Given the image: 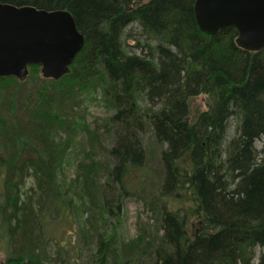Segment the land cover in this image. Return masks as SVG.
<instances>
[{
    "label": "trees",
    "instance_id": "1",
    "mask_svg": "<svg viewBox=\"0 0 264 264\" xmlns=\"http://www.w3.org/2000/svg\"><path fill=\"white\" fill-rule=\"evenodd\" d=\"M1 1L68 10L84 36L68 73L44 79L50 85L0 77L6 264H66L68 249L100 255L93 264H264V254L253 261L264 248V49L237 46L232 26L199 30L195 0ZM128 34L135 50L125 49ZM83 89L107 100L96 127L74 103ZM200 93L207 107L191 118L188 101ZM70 129L80 134L67 149L59 142ZM67 159L70 179L61 176ZM69 195L88 218L51 258L45 224L70 211L74 219ZM129 195L150 224L131 239L105 238L103 215L118 216Z\"/></svg>",
    "mask_w": 264,
    "mask_h": 264
},
{
    "label": "water",
    "instance_id": "2",
    "mask_svg": "<svg viewBox=\"0 0 264 264\" xmlns=\"http://www.w3.org/2000/svg\"><path fill=\"white\" fill-rule=\"evenodd\" d=\"M195 22L213 34L232 26L235 43L248 51L264 49V0H195ZM84 36L68 10L47 11L0 0V77L23 81L37 64L43 78L57 80L69 71Z\"/></svg>",
    "mask_w": 264,
    "mask_h": 264
},
{
    "label": "rangeland",
    "instance_id": "3",
    "mask_svg": "<svg viewBox=\"0 0 264 264\" xmlns=\"http://www.w3.org/2000/svg\"><path fill=\"white\" fill-rule=\"evenodd\" d=\"M133 28V26H129L127 29ZM129 37V34L124 36ZM143 41H141L142 43ZM125 44L129 45L128 48L125 46V49H131L135 50L133 48L134 40L129 37L126 38ZM137 50V49H136ZM26 79L36 80L35 87L41 88L42 86L50 85L49 82L44 81L45 78L41 76L40 69L36 67V70H28V74L26 76ZM65 79V78H63ZM67 79V78H66ZM62 82V81H61ZM60 82V83H61ZM59 84H57L58 86ZM35 91H33L34 93ZM74 103H78L80 105V113L81 116L84 119V122L91 123L92 126L96 127L98 124H101L103 119L107 116H109V112L106 110V104L107 100L102 95V92L100 89H83L80 93H77ZM206 95L204 93H200L188 101V107H189V115L191 118H195L199 112L204 110L207 107V100ZM70 116V114L68 115ZM81 119H78V121H81ZM82 122H78V126H82ZM77 126V127H78ZM74 129V128H73ZM233 131V126H230L229 133L231 135V132ZM80 134L77 130H69L68 133H64L62 136V142L60 143V146L62 147H68L67 149H70V143L71 139L75 138ZM69 135V137H68ZM71 137V138H70ZM79 137V136H78ZM76 137V138H78ZM75 138V140H76ZM77 141V140H76ZM260 145V144H259ZM155 170H159L158 167H155ZM161 174V173H160ZM64 176L68 179L72 178L74 175L73 169L71 167V161L70 159H67L65 164H63V170L61 173V176ZM62 176V177H63ZM163 174L160 175L159 179L154 178V183L159 185L160 178L162 179ZM134 180V179H133ZM154 184V185H155ZM27 185H29V182H27ZM156 186V185H155ZM157 187V186H156ZM71 200L75 202L74 197L72 195H69ZM177 200L179 197H175ZM181 198L184 199L182 196ZM182 199V200H183ZM182 200L179 199L178 204L182 207L186 203L182 204ZM143 201H140L136 196L131 197V195L126 196L123 200L121 211L118 216H109L107 213L103 215V225L108 226V232L105 233L103 236L105 238H108V236L111 238H124V239H131L135 237V235L138 233V230L146 223L151 222L149 219L150 212L147 210V208L143 205ZM73 207H76L74 219L72 216V212L70 211L67 218L63 217H54V222L49 221L45 224V230L48 234V240H47V247L46 251L49 253V256L51 258L55 257L56 252L58 251V242H65V246L69 247V241H75L76 243V237L78 236L75 234V232L78 230L77 227L81 226L82 224L86 225V220L88 218V214L85 212V209L82 207L80 203L75 202ZM82 223V224H79ZM102 227L101 229H103ZM103 233V231H101ZM103 237L104 241H107ZM3 246V244H2ZM4 247V246H3ZM93 249V248H92ZM60 252L63 255V251L60 248ZM260 254H264V248L261 247H255L254 248V259L255 257H258ZM100 255H95L91 252H82V250L78 253L77 250H69L65 253V263L66 264H93L92 262H96L97 259L99 260ZM6 255L4 254L3 248L0 247V264H6ZM47 264L48 262L45 261ZM21 264H24L21 263ZM49 264H52L49 262ZM110 264H113L111 262Z\"/></svg>",
    "mask_w": 264,
    "mask_h": 264
}]
</instances>
